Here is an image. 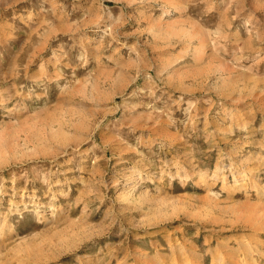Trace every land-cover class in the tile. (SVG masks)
I'll list each match as a JSON object with an SVG mask.
<instances>
[{"label":"rangeland","instance_id":"374dc122","mask_svg":"<svg viewBox=\"0 0 264 264\" xmlns=\"http://www.w3.org/2000/svg\"><path fill=\"white\" fill-rule=\"evenodd\" d=\"M0 264H264V0H0Z\"/></svg>","mask_w":264,"mask_h":264},{"label":"bare ground","instance_id":"6f19581e","mask_svg":"<svg viewBox=\"0 0 264 264\" xmlns=\"http://www.w3.org/2000/svg\"><path fill=\"white\" fill-rule=\"evenodd\" d=\"M174 8L175 9H179V8H183L182 6H180V5H176V6H174ZM158 31V33L161 31V30H157ZM177 34H180V33H182L181 31H179V32H176ZM175 33V34H176ZM172 34V32H169V34H166L167 36H169V35H171ZM205 45H202V44H200V46L199 47H196V49H195V53H196V56L198 55V58H199V53H201V51H202V49H205ZM171 62H167V64H170ZM243 167V166H242ZM198 172V171H197ZM236 173H234L235 175H237V174H239V172H237V171H235ZM242 173V172H241ZM201 174V173H200ZM233 174V173H232ZM198 177L199 176H201V175H197ZM202 177H203V175H202ZM40 214V213H39Z\"/></svg>","mask_w":264,"mask_h":264}]
</instances>
